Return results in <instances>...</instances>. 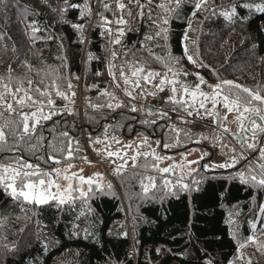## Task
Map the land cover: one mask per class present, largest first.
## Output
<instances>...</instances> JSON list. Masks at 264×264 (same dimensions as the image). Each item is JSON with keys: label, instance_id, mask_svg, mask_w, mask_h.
<instances>
[{"label": "trees", "instance_id": "1", "mask_svg": "<svg viewBox=\"0 0 264 264\" xmlns=\"http://www.w3.org/2000/svg\"><path fill=\"white\" fill-rule=\"evenodd\" d=\"M12 2L9 0L7 10L0 5V77L7 80L11 68L14 81L23 80V87L28 88L27 80L31 79L34 81L32 87L39 85L41 89L52 82L53 76L71 77L76 95L72 97L75 101L71 105L73 115L64 112L52 120H42L35 135L17 139L11 135L14 125L6 127L7 147H13L15 142L19 148L12 153H0V163L5 165L9 163L5 156H19L39 163L29 150L30 146L36 144L41 135L45 138L42 141L44 146L54 136L59 146L65 140L59 135L63 131L74 138L73 148L79 147V151L73 153V160H82L85 147L78 131L80 124L91 131H96L99 126L100 132L107 128V132L115 136L133 130L142 135L157 131V122L141 123L155 120L154 117L145 119L143 111L131 112L129 107L115 110L90 107V104L103 105L107 98L101 92L107 90L124 105L143 109L139 100L144 94L138 95L140 89L133 91L137 99H130L121 90L122 84L121 88L114 87L112 77L107 74L109 62L122 67L125 74L131 65L163 73L165 69L161 61L155 57L163 60L171 53L180 57V65L174 63V69L188 73L179 79L192 84L196 81L193 74L199 73L206 81L201 86L204 91L209 90L208 85L218 82V76L221 81L232 80L253 91L259 88L264 94V32L260 31L264 27V14L240 9L241 19L232 24L219 13L212 14L213 9L227 8L240 0H208L204 5L206 10L197 12L195 17L191 15L195 0H182L181 7L168 16V25L160 24L167 14L150 7L148 0H141L144 4L142 18L138 15V5L122 0L127 5L123 16L128 23L122 26V43L113 46L109 43L113 35L106 32L108 25L101 24V14L108 20L117 15L121 17L122 12L116 9L115 0H104L111 6V11L104 9L101 0H88L91 17L85 16L84 19H80L81 9L68 7V4L83 5L85 0H68V4L65 0H15L20 5L18 8L12 7ZM250 2L264 3V0ZM65 8L67 11L61 15L60 10ZM171 8L175 9L174 3ZM129 11L131 16L127 15ZM33 23L39 29L36 32L30 27ZM71 23L84 25L83 43L80 42L81 33L71 27ZM157 24L167 29V38L145 40L146 34L155 36L159 30ZM186 30L187 41L184 40ZM185 44L194 59L205 67H197L183 57ZM112 52L117 53L115 60ZM89 54L93 57L91 60ZM97 72L101 75L97 76ZM46 73L52 75L46 76ZM57 83L61 90L67 91L64 81ZM51 91L57 106L68 103L55 95V89ZM78 91L81 101L83 96L86 100L81 110ZM4 99L12 102L11 96ZM165 107L172 109L171 104ZM32 110L35 109H23L24 112ZM0 113V123L4 120L19 123L18 115H10L4 108H0ZM53 121L60 123L53 124ZM180 128V140L186 147L173 146V153L194 145L192 140L196 134ZM159 130L162 142L173 143L166 138L174 137L175 132L164 126ZM85 133L90 134L87 130ZM18 135H23L22 126ZM237 145L240 152L238 141ZM44 153L45 147H39L36 155ZM148 159L151 162V158ZM254 160L257 166L258 160ZM140 161L136 162L137 167H130L116 179V187L89 193L91 198L86 203L76 195L71 204L57 206L51 202L36 206L13 200L0 186V264H249V259L251 264H264V248L257 250L258 244H264V235L237 253V239L264 228L257 207L264 204V190L253 189L233 178L237 170L246 171L241 167L242 163L237 165L238 168L224 172L205 173L198 169L188 180L191 191L181 190L179 186L164 188L161 176H156L157 187L145 194L139 184L145 175L140 166L144 160ZM42 167L47 169L48 165ZM194 180L200 181L198 191L192 183ZM81 211L84 216L80 215ZM230 214H233L231 220L234 221L231 224ZM84 228L90 235L85 236ZM238 255L242 259H237Z\"/></svg>", "mask_w": 264, "mask_h": 264}, {"label": "snow or ice", "instance_id": "2", "mask_svg": "<svg viewBox=\"0 0 264 264\" xmlns=\"http://www.w3.org/2000/svg\"><path fill=\"white\" fill-rule=\"evenodd\" d=\"M65 2L68 4V0H65ZM151 2L152 0H148L149 4ZM207 2L208 0H195L191 15L195 17L197 12L206 10L204 9V5L207 4ZM101 3L103 4V7L106 11L112 10L111 6L104 2V0H101ZM115 3L116 8L122 12L121 17L115 21H110L101 14V24L109 25L116 23L117 25H126L128 23L123 16L127 5L122 2V0H115ZM129 3H135L139 6L140 11L138 15L142 18L144 4L141 3V0H129ZM171 3L175 4V9L171 8ZM181 4L182 0H161V3H159L157 7L167 15L161 19L160 24L168 25L170 23L168 16L178 10L181 7ZM0 5H3L5 10H7L9 7V0H0ZM11 6L17 8L20 7L19 4L15 3V0H13ZM68 7L81 9L80 19H84L85 16L91 17V6L88 0H85L83 5L80 3H72L68 4ZM240 9H246L248 13H252L254 10L255 12L264 14V3H252L250 0H240V3H233L227 6V8L213 9L212 14L215 15L219 13V15L222 16L224 20L232 24L241 19V13L239 11ZM66 11V8L61 9V15H63V13ZM127 15L131 16V12H127ZM149 18H151L150 12ZM248 18L250 19V17ZM160 24H157V28L159 30L156 32L155 36L146 34L144 39H166L167 29L161 28ZM30 27L32 28L33 32L39 30L35 23L31 24ZM71 27L81 33L80 42L83 43L84 25L71 23ZM190 29L191 25H189V30ZM260 31L264 32V27H261ZM106 32L109 36H111L112 29L107 28ZM117 32L120 36L124 35V30L122 28H118ZM184 40H188V30H186L184 33ZM109 43L120 45L122 41L120 39H116L114 41L109 40ZM143 47L144 45L141 44V48ZM151 54V49H149V55ZM183 57H186L189 63H192L197 67H205L202 62L194 59L189 48L187 47V44H185L183 48ZM88 58L91 60L93 57L91 54H89ZM116 58L117 53L112 52V59L115 60ZM155 59L157 61H161V66L165 69L163 73L151 69L146 70L143 66L131 65V76L134 79H130L125 74L122 67L109 62L107 74L112 77V83L114 87L121 88V84L123 85L121 90L130 99L137 98L136 96H133V91L135 89L141 90L138 95L147 93L148 95L156 97L157 92H165L167 88L171 95H165L161 97V100L165 104L172 105V112H184L187 116H192L195 114L201 119H204L205 117H213L215 120H220L221 114L217 109V105L222 104L223 108L228 110V113L235 111L237 113L235 116V122L238 124L239 131L237 133H230V129L223 128V132L231 134L238 141L239 147L241 149L240 152L237 153L236 149L233 148V154L231 156H226L223 163L214 165L203 164L201 165V170L209 171L210 169H232L240 164L241 161H245L246 163L242 164L241 167L245 168L246 171L237 170L233 178L238 179L240 183L248 185L253 189L264 190V94H262V90L257 88L255 91H253L252 89L244 87L240 84H236L232 80L221 81L217 76L218 82L215 85H208L209 90L204 91L202 90L201 85L206 84V81L203 76L199 75V73L193 74L196 76V81L192 84H188L179 79L181 76L188 75L187 72L174 69L172 66L174 63L179 61L180 57H174L171 55V53H169L168 57L164 58L163 60L160 57H155ZM28 67L30 69V66ZM113 68H117V71L114 72ZM11 71V68H9L7 80H5L4 77H0V108H4L10 115H18L20 120L19 123H17L15 120H4L3 123H0V153H12L14 149L18 150L19 148V145L15 144V142L13 143V147H7L9 141L8 135L4 130L6 127L14 125V127L11 128V135L22 140L26 135H35L37 125H40L42 120H52L54 116L63 115L64 112H67L69 115L74 114L71 110V105L75 103L72 97H74L76 93L73 90L74 85L72 84L71 77L53 76L52 82L48 85H45L44 89H41L39 85L33 88L32 85L34 81L28 79L27 84L29 87L24 88V81H14L13 77L11 76ZM45 75H52V73H46ZM96 75L99 76L101 73L97 72ZM75 79L78 80L79 77H75ZM60 80L66 83L67 91L61 90V85L57 83V81ZM41 83H43V81H41ZM149 85H151V87H148ZM52 89H55L56 96H59L68 103L62 106H57L54 99L52 98ZM20 93H23V95H19ZM101 95L107 99L103 105L90 104V107H92L94 110H97L100 107H107L113 110L121 107H129V111L131 112L143 111V109L137 108L134 105H124L113 93H109L107 90L101 92ZM5 96H11L12 102L6 101L4 99ZM114 101L115 103H113ZM209 103L211 104V108L207 107ZM14 105H16V107H14ZM25 107L35 110L24 112L23 109ZM148 111L150 115L159 116L161 120L172 119V117L166 111L157 112L155 108H151ZM0 118H2V113H0ZM224 118L226 119V117ZM179 119L182 122L187 123L183 116H180ZM56 123L60 122L53 121V124ZM141 123L145 125L149 123L156 124V121L145 120L141 121ZM21 126L23 135H18V133L21 131ZM169 130L176 133L174 137L166 138L167 140L173 141V143L157 140V147L162 149L170 148L172 146L186 147V145L181 144L179 139L180 129L175 128V126H170ZM106 133L107 128H105V134ZM59 135L65 138V140L59 144V146L56 144L55 136L52 137L47 146H44L42 144V141L45 139L43 135L37 138L36 144L30 146L29 150L33 153L36 161H39V163L29 162L23 159V157L19 156L4 157V159L9 160V163L6 165L0 163V186H3L5 192L8 193L13 200H22L24 203L34 204L36 206L55 202L56 205L59 206L71 204L73 201H75L77 197L74 195V193H78L82 203H86L87 200L91 198L89 193L93 191H103L102 185L98 183V179L102 177H100L98 173L94 174L92 177H88L87 179H85L83 176H78L76 173H73L71 176L67 175L68 170L73 167V153L74 151L78 152L79 147H76L75 149L73 148L74 138L71 137L67 131H63L59 133ZM112 140L119 143L115 136L112 137ZM149 140L150 136L144 135L142 139L124 146L126 149L134 150L135 154L131 157V167H137L136 161L140 158H143L144 163L140 166L145 170V173H147L149 169L160 173L164 188H168L169 185H178L181 190L191 191L192 189L190 188V185L183 182L184 177L185 175H192V171L194 170L191 169V165L197 164L199 161H188L186 166L183 164L177 165L173 163L168 167L160 168L159 164L161 162L166 159H172V157L159 155L150 147ZM90 142L94 144L101 143L99 139L93 140L91 137ZM192 142L198 144L200 143V140L197 139ZM75 143L78 145L79 141L76 140ZM226 143L227 141H224L222 143V147L226 146ZM145 146H147L146 149ZM213 146H215V144ZM39 147H45L44 154L36 155L37 149ZM48 149H51V151H48ZM187 151H195V149H187ZM246 152L248 155H245ZM253 153L257 154V156H253ZM107 155L108 157L115 156L120 161V163L116 164V167L113 169V171L118 175L122 174L123 170L127 168L129 162L127 152H124L122 155L121 151H109ZM180 155L186 157V153L184 152L180 153ZM221 155H223V152H221ZM149 157H151V162H149ZM82 159L86 160L87 158L82 157ZM201 159H203V155L201 156ZM253 159L258 160L257 166L252 164ZM112 163H116V161H112ZM42 165H48V168L45 169L42 167ZM185 167H187V171H185ZM177 169L180 170L181 174L175 181L163 178V174L175 172ZM80 171L83 170L81 169ZM53 172L57 177H60L63 174V180L67 182L66 186H62L61 184L57 183L55 179H53ZM75 179L79 180V184L77 186L73 185V180ZM145 180H147L148 183H145ZM156 180V176L150 175H145L141 179V188L145 194H147L150 189H155L157 187ZM94 183L96 184L95 189H93ZM192 183L193 185L197 186L196 190L198 191V185L200 181L194 180ZM85 184L88 186L87 192H85L83 188ZM107 187L108 189H111L112 185L108 184ZM257 207L261 218V223H264V204H259ZM89 211H91L90 206ZM238 214L239 213H236V215ZM80 215L84 216L85 213L81 211ZM231 215L233 214H230L229 216L230 224L234 223V221L231 220ZM74 227H79V225H74ZM82 231H84L85 236L90 235L87 228L82 229ZM260 235H264V228H261L259 232L249 235L246 238L237 239V253H240V250L245 248L248 243L255 244ZM261 248H264V244L257 245V250H260ZM237 259H242V256L238 255ZM229 264H233V262H229ZM249 264H251L250 259Z\"/></svg>", "mask_w": 264, "mask_h": 264}, {"label": "rangeland", "instance_id": "3", "mask_svg": "<svg viewBox=\"0 0 264 264\" xmlns=\"http://www.w3.org/2000/svg\"><path fill=\"white\" fill-rule=\"evenodd\" d=\"M159 3H161V0H152V2L150 3V7L158 8L157 5ZM158 9H160V8H158ZM117 10H119V9H117ZM164 14H166V13H164ZM119 18H120L119 15H117L114 18L110 19V21H115ZM122 26L123 25H117L116 23H112V24L108 25V28L112 29V35H113L112 40L113 41L116 39H120L121 36L118 35L117 29L122 28ZM188 39H189V35H188ZM113 45L114 44L111 43V46H113ZM177 63H178V65H180L179 62H176L175 65ZM108 67H109V65H108ZM126 74L130 79H134L131 76V71L127 72ZM184 82H186V81H184ZM186 83L190 84L189 82H186ZM149 87H151V85H149ZM167 92H168V95H171V93L168 89H167ZM159 93H161L160 100L158 102L159 107L163 108L162 107L163 101L161 100V97H163L165 95V93L164 94H162L163 92H159ZM146 94L147 93H144L143 99L139 100V102L141 101L140 103H141L142 108L143 107H149V108H155V110H156V108L158 109L157 105H153L156 102V100H153L152 97H149V95H146ZM82 99L83 100L80 102V94L78 92L79 110H81L80 108L82 106H84L86 103L84 96L82 97ZM55 104H57V103H55ZM207 107L211 108V104L209 103L207 105ZM217 109L219 110V112L221 114L220 127L217 126V124H216L217 120H215L213 117H205L204 119H206V122H204V123L205 124L208 123L209 126L212 127L211 128L212 130L210 131L209 127L203 129V131L199 130L200 132L195 136V138L192 141L199 139L200 143L197 144V143L192 142L194 144V146L187 148V149H195V151H187V149H183L182 151L173 153L171 150V148L173 146L170 148H164V149L158 148L156 141L157 140H161V141L163 140L161 130H159L162 127V125H160V127L158 126L157 131H154V132L150 131L149 134H147L150 136L149 144L153 150H155L161 156L172 157V159H166L163 162H161L159 164L160 168L168 167L169 165H171L173 163H175L177 165L183 164L186 166L188 161H199V163L191 165V169L194 170V171H192V175H193L198 169H201V165H203V164L214 165V164L223 163L226 156H231L233 154L232 153L233 148L236 149L237 153L239 152L237 140L235 138H232L231 134L223 132V128L230 129V133H237L239 131L238 124L235 122V116L237 115V113L235 111H233L232 113H228V110L223 108L222 104L217 105ZM201 111H203V110H201ZM143 116L145 119H148V117L150 115H149L148 111L145 112L143 110ZM184 116L192 119L194 116H197V115L194 114L192 116H187L186 114H184ZM224 117H226V119ZM137 118H138V116H137ZM154 119L157 122V124H158V122L161 123V121L165 122V120H161L159 118V116H154ZM80 126H81V128L78 131L81 132L82 140H83L84 147H85V157L87 159L86 160L82 159V160H78V161L72 160L73 167L68 170L67 175L71 176V175H73V173H76L78 176H83L85 179H87L88 177H92V176H94V174L98 173L100 175V177H102V178L98 179V183L100 185H102L103 188H107L108 184H111L112 186L116 187L117 186L116 179L119 178L121 176V174L118 175L116 172L113 171V169L116 167L117 163H120V161L115 156L108 157L107 153L109 151H112V152L121 151V154L123 155L124 152H127L129 162H128L127 168L124 169L122 173L127 172L128 169L132 165L131 157L135 153H134L133 149H126V148H124V146L129 144V143H133L135 141L142 139L144 136V135H142L143 133H141L139 131L136 132V130H133L129 134H126V135L122 134V135H116L115 136V135L109 134L108 132L105 134V130L104 131L102 130L100 132V130H101L100 126L98 127V129H96V131H91V129L89 127H85L83 124H80L79 127ZM83 126L85 127V129H83ZM179 129H180L179 139H181V128H179ZM86 130L90 134L85 133ZM98 132H99V135H97ZM113 136L116 137V140H118L119 143L112 140ZM90 137L93 140L99 139L101 141V143H95V144L91 143ZM224 141H227V143H226V146L222 147V143ZM181 144H183L182 141H181ZM214 144H215V146H213ZM146 147L147 146H145V149H146ZM217 148H220V153L214 152V149H217ZM182 152L186 153V157L180 155V153H182ZM221 152H223V155H221ZM202 155H203V159H201ZM245 155H248V153L246 152ZM149 158H151V157H149ZM138 160L143 161L144 159L142 160V158H140ZM138 160L136 162H138ZM112 161H116V163H112ZM243 162L244 161H241V163H243ZM252 164L255 166V164H256L255 160L252 161ZM81 169L83 171H80ZM187 170H188L187 167H185V171H187ZM227 170H229V169H214V170L210 169L209 171H204V172L213 173V172H222V171H227ZM180 174H181L180 170L177 169L175 172L163 174V177L170 179L172 181H175ZM145 175L161 176L160 173H157L153 170L148 171L147 173H145ZM192 175L191 176L185 175L183 182L189 183L188 180L190 178H192ZM52 176H53V179H55L57 183L61 184L62 186H66L67 182L65 180H63V174L60 177H57L56 174L53 172ZM144 182L148 183L147 180H145ZM78 184H79L78 179L73 180L74 186H77ZM136 184H137V182H136ZM139 184H141L140 181H139ZM169 186L175 187L178 185H169ZM83 188H84L85 192L88 191V186L86 184L83 186ZM95 188H96V184L94 183L93 189H95ZM74 195H78V193H74Z\"/></svg>", "mask_w": 264, "mask_h": 264}, {"label": "water", "instance_id": "4", "mask_svg": "<svg viewBox=\"0 0 264 264\" xmlns=\"http://www.w3.org/2000/svg\"><path fill=\"white\" fill-rule=\"evenodd\" d=\"M149 109H151V108H149V107H145V110L146 111H148ZM149 112V111H148ZM217 125H220V120H217ZM81 128V127H80ZM83 128H85V127H83Z\"/></svg>", "mask_w": 264, "mask_h": 264}, {"label": "built area", "instance_id": "5", "mask_svg": "<svg viewBox=\"0 0 264 264\" xmlns=\"http://www.w3.org/2000/svg\"><path fill=\"white\" fill-rule=\"evenodd\" d=\"M192 127H193V128H198L197 123H194Z\"/></svg>", "mask_w": 264, "mask_h": 264}, {"label": "flooded vegetation", "instance_id": "6", "mask_svg": "<svg viewBox=\"0 0 264 264\" xmlns=\"http://www.w3.org/2000/svg\"><path fill=\"white\" fill-rule=\"evenodd\" d=\"M162 123H163L162 121H161V123L158 122L157 125H158L159 127H160V125L164 126ZM164 128H165V127H164ZM159 137H160V136H159Z\"/></svg>", "mask_w": 264, "mask_h": 264}]
</instances>
